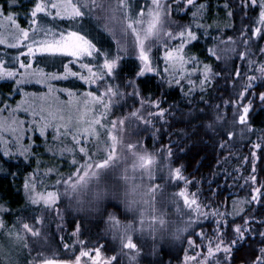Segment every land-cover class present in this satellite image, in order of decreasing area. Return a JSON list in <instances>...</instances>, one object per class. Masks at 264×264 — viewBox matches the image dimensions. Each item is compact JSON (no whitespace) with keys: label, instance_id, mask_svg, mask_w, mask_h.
<instances>
[{"label":"snow or ice","instance_id":"obj_1","mask_svg":"<svg viewBox=\"0 0 264 264\" xmlns=\"http://www.w3.org/2000/svg\"><path fill=\"white\" fill-rule=\"evenodd\" d=\"M186 5H193L194 0H181ZM242 7L253 8L255 6L259 9L258 23L261 27L252 29V36H260L264 33V0H241ZM227 6V5H226ZM204 5H200L202 9ZM175 0L172 4L167 3V0H145L143 5L136 4L134 0H34L32 8L29 9L25 16H30L28 27H21L16 22L15 17L19 14H8L6 19L14 25V34L9 37L15 41L11 46L19 48L23 46L25 51H18L13 59L18 63V68L5 67V61L0 59V78L8 76L13 77L20 75L23 78H29L38 72L42 77L38 82L45 83V77H55L58 79H68L75 77L83 80L90 85H96V91H87L83 95L88 99L84 100V108L80 109L79 105L73 108L57 107L54 109H41V114L32 112L35 118L30 127L38 129L41 135H45L48 128H52L57 137L71 136L73 147L67 148L66 151L73 153L78 152L84 154L86 157L83 164L79 161H72V166L75 171L68 175L67 179H63L64 185L62 191L46 190L43 192L37 191V184L30 182V178L25 180V191L28 194L27 199L31 205H43L45 208L54 206L62 196L71 198L78 209L85 206L98 208L100 202L108 195V188L106 184V176L119 169L121 178L128 183L129 188L125 193L124 210L125 214L132 213L133 219L121 220L115 212H110L107 217V229L112 234L113 240H118L121 250H127L129 264H138V257L141 253L139 245L135 241V237H143L145 234L154 235L160 227L166 226V212L157 207V194L161 192L165 184L175 181L174 187H178L183 182L184 187H180L178 193H173L170 201L176 204V210L180 211V198L183 204L196 213V216H189L184 224V227L177 228L176 235L187 230L191 226L193 219L206 218L214 216L217 218L214 237H206L203 231L200 232V237L205 240L206 252L198 251L195 257L199 258V264H221L217 259L218 255L224 254L223 264H230L233 255V249L242 241L247 239H254L257 235L260 236L261 244H264V231H257L252 228V224L256 222V217H243L242 224L232 225L233 238L225 240L226 227L228 221L225 218L228 214L222 213L218 209L211 208L210 205H202L199 202L198 193H190L188 185L195 181H189L185 177L183 167L172 168L170 163L163 162V158L159 155L160 150L156 152L149 151L140 141L125 142L123 133L125 131L126 123H135L137 127H147L154 125V120L163 119L170 114V108L162 107L163 98L152 99L149 97L147 101L141 95L140 87L135 80L130 79L126 81L133 89L132 98H139L141 107L135 108L133 111L126 113L116 119H110L106 124L103 118L108 116L110 111L120 105L126 95L120 88L119 84L112 83L117 78V74L122 66L124 56L129 52V37H131V47L137 56L140 64L139 71L135 73L136 78L142 77L148 72H157V68L153 66L155 57L153 56V47L163 45L165 51L163 53L165 60V73L169 72L168 65L177 69L181 76L184 74V65L189 62L193 64L199 63V58L194 56H185L183 49L190 41L196 40L197 32L193 31V25L188 24L179 27V31L173 32L171 28H166L165 25L170 17L171 12L179 11ZM3 8L0 7V16H3ZM198 12L193 13V20L196 19ZM231 15V12H229ZM105 23L101 24V19ZM88 20L90 23L94 22L98 29H102L109 35L111 40L115 41V51L111 47L105 48L103 40H97L91 32L85 31L84 21ZM117 23L119 25V33L117 29L110 27V23ZM172 23H176L172 21ZM197 28L202 25L197 24ZM207 34V33H205ZM242 36L247 35V28L241 33ZM91 37V38H90ZM180 40L177 47H172L171 44L165 41ZM264 38V37H261ZM232 41V38H228ZM251 37L244 41L248 45ZM8 40L0 35V44H6ZM216 49L209 47L208 52L216 56ZM225 52L236 54V49H224ZM264 55V49L260 50ZM37 53L46 54L49 57L56 56H70L72 59L62 65L64 71L62 73H45L44 69L32 68L33 61L37 58ZM27 56L30 58L25 64L21 57ZM238 56L246 59L249 65L253 66L256 75L247 76L245 85H242V90L237 94L238 99L234 102L225 101L226 106H234V116L238 117V123L245 127L240 128V134L245 132L252 133L255 131L249 119L251 110L256 101L264 104V91L255 93L251 89L253 82L257 79H264V61L259 62L251 60L250 53L247 48L245 51L239 52ZM85 58H92L94 62L84 63ZM220 59L219 56H216ZM77 64L81 71H74L73 64ZM24 69V71H21ZM197 69H193L196 71ZM205 81L213 75L211 67L204 65ZM86 73V74H85ZM241 72L235 71L234 79L239 78ZM22 81L17 80L19 85ZM169 85H180L181 80L177 79L175 75L167 78ZM190 84L194 83L189 81ZM204 83V82H202ZM103 85V89L100 88ZM51 91V86H50ZM70 97H74L75 93L71 88L63 89ZM99 93V94H98ZM189 95L191 89H189ZM251 94V99H249ZM247 101L244 103V101ZM71 104V101L69 102ZM100 107L97 114L95 107ZM145 107H152L154 112H144ZM207 107V106H206ZM6 110V109H5ZM3 111V110H0ZM203 115H208L204 110H200ZM89 117H91L89 119ZM225 119L224 114L219 110L214 115L215 121H222ZM11 121V123H9ZM83 122V128H74V123ZM17 120L13 117L5 118L0 116V146L3 147L4 155H11V147L9 141L5 136V132L15 133L16 128L13 124H17ZM19 123H27L20 121ZM211 126V125H209ZM74 133V134H73ZM229 139H233L236 133L232 130H227L223 133ZM95 140V152L92 147L85 145V141ZM19 136L13 140L12 146L15 147ZM224 143L221 142V147ZM254 148H264V136L258 138V142L254 143ZM163 152L168 157L172 156V149L170 147H163ZM17 151L28 158L29 149L24 146L17 148ZM63 149L61 150L63 154ZM255 159V153H253ZM247 159V158H245ZM129 161H131L129 163ZM122 166V167H121ZM48 171H52L49 169ZM253 172H255V164L253 165ZM250 181L255 184L257 177L251 175L248 177ZM161 180L164 183H156ZM61 181H57L59 185ZM251 198L246 200L247 204L251 205L256 201H260L264 205V185L252 188ZM237 202L234 201L235 205ZM57 211H59L57 209ZM239 213L245 211L244 208H239ZM12 209L7 208L4 204H0V231L7 229V234L14 238L15 243L26 241L27 234L32 237L40 238L42 236V221L41 216L33 217L34 223L21 222V218L12 224L8 225L3 220L4 214H9ZM234 211L232 215H237ZM260 224H264V218L259 220ZM40 226H37V225ZM17 225L19 229L17 230ZM22 230V231H21ZM77 235H79V225L77 226ZM46 239V238H45ZM63 241V237H61ZM81 245L79 254H74V259H54L38 257L34 264H82V258L91 261L92 264H119L120 253H115L112 256H103L101 245L95 249H85L83 245L85 241H77ZM190 245H194L195 241L189 238ZM26 246V244H25ZM65 249H71L72 245L64 243ZM0 249V253H2ZM94 251V255L92 254ZM256 251L259 255L256 256L252 264H264V247H258ZM103 257V259H102ZM5 259H9L5 257ZM189 259V257H185ZM9 264L12 261L9 259Z\"/></svg>","mask_w":264,"mask_h":264},{"label":"rangeland","instance_id":"obj_2","mask_svg":"<svg viewBox=\"0 0 264 264\" xmlns=\"http://www.w3.org/2000/svg\"><path fill=\"white\" fill-rule=\"evenodd\" d=\"M32 1L34 2V0ZM199 1L200 0H194L193 5H186L185 3L181 2V0H175V4L180 10L171 12L165 27L171 28L173 32H176L179 31L180 26L188 25V9L194 7L195 3ZM134 2L136 4L140 3V5L144 4L142 3V0L141 2L139 0H134ZM229 2L232 5L233 10L231 13L233 16L232 24L229 25L227 28L221 27V29L218 30V35L215 39V44L212 46L217 50L216 56H219L220 59H217L216 56H213L210 53L211 56H213L214 58V66L207 64L211 67L213 73V75H211L208 80H215L214 84L216 85L217 93L212 101L204 102L203 105L200 107L202 110L207 111L208 113H211L208 110L213 109L215 114L217 111V106H219V110L224 114L226 118H228V123L225 122V120H214V123L218 126L213 127L214 125L212 123L211 128L218 130L220 134L224 133L227 129H233L236 134L240 136V128L245 126L240 125L238 123V117L233 115V112L235 110L234 106H226L224 102L232 101L234 104V102L239 98L237 94L242 90V85H245L247 83L246 77L257 74L253 70V66L249 65L246 59L240 58L238 56V53L245 51L247 48L248 52L250 53L249 58L253 61H257L258 66L259 62L264 61V55H262L260 52L261 49H264V38H261L264 37V33H261L260 36H252V29L255 27H261V25L258 23V8H256L255 6H253V8L242 7L241 0H229ZM167 3L172 4L173 0H167ZM3 14V16H0V35H3L4 38L8 40V43L0 44V59H3L5 61V67L18 68L19 65L13 59V57L17 55L18 51H25V49L23 48V46L19 47L18 49L13 48L11 46L15 43V41L9 39V37L14 34L15 29L14 25L6 19V16L8 14L13 13L3 11ZM20 17H22L23 26H21L20 24L19 25L21 27H28V21L30 19V16L20 14ZM172 21H175L176 23H172ZM16 22L18 21L16 20ZM100 23H105L103 18L101 19ZM109 26L115 27L117 29V35H120L119 25L117 23H110ZM84 28L86 33L91 32V35L96 37L98 28L95 26L94 22L90 23L88 20H85ZM245 28H247V35L242 36L241 33L245 31ZM99 30L102 32V34L106 36L105 38L107 39L109 44L108 47H111L114 52L115 41L111 40L109 35L105 33L102 29ZM229 37L232 38V41H229ZM249 37H251L250 42L248 45H245L244 41L246 39H249ZM165 42L171 44V46L174 48L180 44V40L178 38L174 41ZM186 46L187 45H185L183 49V53L187 57L190 56V54L188 53ZM233 47L236 49V54L223 51L224 49H230ZM164 51L165 48L162 44L153 47L152 54L155 57L153 66L157 68V72L145 73L140 78H136L135 76V73L139 71V67H137L136 70L131 74H128L123 71V65L121 66V69L117 74L116 80L112 81V83L119 84L121 90L126 95L124 96L123 100L120 101V105L114 107L110 111L108 116L103 118V122L107 124L110 119H116L117 117L123 116L126 113L133 111L135 108L141 107L139 103V98H132L131 93L133 89L130 85L126 84V81L133 79L140 87L139 79L145 77L146 75H154L158 85V92L152 99L162 97L163 103L161 106L165 109H169L171 106L170 114L163 119L154 120V127L151 125L147 126L146 128L137 127L134 122L126 123L123 137L125 142L140 141L151 152H156L157 150H160L159 155L163 158V162L170 163L172 168H176L181 167V165L174 163V155L172 154L171 157H168L167 154L162 150V146L170 147L173 153V151L177 148V143L179 142L175 131L176 129H173L171 127V124L168 123L167 120L172 115L175 114L174 116H176L181 113L184 117L179 115V118L177 120L179 123L180 121H184L183 119H191L194 112L190 111L189 103L187 105H180L178 102H168L170 91L174 89L176 90V86L178 85H169L167 82V78L172 75H175L177 79L181 80V84L179 85V87L184 90L187 87H185L186 83H184V85L183 82H195L198 77L205 79V72L203 67L201 69V73L195 74L194 71L190 70V73L186 74L185 76L184 74L187 71V66L191 63V61L189 60V62L184 65L185 71L183 76H181L180 73H178L179 71L173 68L170 64L168 65L169 72L165 73L163 71L166 66L163 56ZM157 53L159 55H157ZM121 55L124 56V59L121 63H123L125 59L130 58L136 61L137 66L140 64V61L138 60L131 47V37H129L128 54L125 55L124 53H121ZM42 56H44L43 61L38 63L35 62L36 60L33 61L32 68L28 69L29 72L33 71L34 69L42 68L44 69V72L48 74L62 73L64 71L62 65L65 64V62L68 63V61L72 59L70 56L49 57L46 54L42 55L37 53V57ZM158 56L162 58V69L159 65H157L158 63L156 59ZM47 57L49 60L47 59ZM21 59H23L25 64H27L30 58L25 56L21 57ZM82 62L88 63L94 61L92 58H85ZM73 70L81 71V69L77 64H75V62L73 64ZM236 70H239L241 72V76L239 78L234 79V74ZM21 71H24V69H21ZM41 78L42 77L38 72H36L35 75L29 78L23 79L20 75L13 77L5 76L0 78L1 83L7 81L11 82L13 86L17 88V90H19L17 92V94L19 95H13L11 96L12 98H6L2 101L0 105V110L3 111H0V116H3L5 118L11 116L18 122L17 124L12 125L13 128H16L15 133L5 132V136L9 141V147H11V157H16L18 154H20V152L17 151V148H19L20 146H24L25 139H28L29 141L31 138L33 140L35 134H38L42 138L54 143L55 148H57V150H59L61 153L59 155L63 157V159H65V171H63V174L59 176L53 177L51 179L50 177H48L42 182L44 183V181H54V185L51 190L59 189L62 191L64 187L62 180L67 179L68 175L75 171L72 166L73 159L75 158V160L79 161V164H77V167H79L80 164L84 163L86 157L84 156V154L79 153L78 150L75 155L66 151L67 148L73 147V141L71 140V136L66 137L61 135L57 137L56 132L52 128H48L46 130L45 135H41L38 129L30 127V125L35 120V118L32 116V112H36L38 115H41L46 114V111L45 113H41L42 108L48 110L57 107H71L73 108V110H75V107L77 105H79L80 109L83 110L84 100L88 99L83 94L87 91H96L97 86L94 84L90 85L85 81L79 80L75 77H69L68 79L45 77V83H39L38 81ZM17 80H21L22 82L17 85ZM75 85L76 87L74 88L73 86ZM103 87V85H100L101 89H103ZM65 88L73 89L75 96L70 97L68 93L63 91V89ZM251 91L255 93L264 91V79L255 80L253 82V87ZM141 95L145 98V101H147L148 98L143 95L142 91ZM248 98H252L251 94H249ZM70 101L71 104L69 103ZM246 102L247 101L245 100L244 103ZM260 104L261 103L257 100L254 107ZM191 105V108H193L192 102ZM94 107L98 114L100 111V107L102 106ZM154 111L155 109L152 107L144 108L145 113ZM90 118L91 117H89V119ZM20 121H26L27 123H19ZM230 121L232 123V127L230 125ZM220 122L222 123L221 125ZM9 123H11V121H9ZM225 125L229 126V128H223ZM84 126L85 124L83 122L74 123V128H83ZM16 136H19V140L17 141L16 146L13 147L11 142L16 139ZM244 136H247V138L250 139L248 142L252 140V142H250L252 145V151H250V155H248L249 152L246 155L242 156L239 153L230 152L220 158V163H222V165H225L223 167V170H221L220 174L223 176V180H226L227 178H230L231 180L229 181L230 184L224 185L226 186L227 191L230 190V188H239L241 190H249L252 193L251 190L253 187H260L263 185V183L260 184L258 180L255 184H253V182L250 181L248 177L251 175H255V172H253V165L255 164L256 166V161L258 160L259 154H256V150H254V143H256L257 138L264 136V130H256L252 133L245 132ZM84 143L88 147H92L93 152H95L94 145L96 144V141L94 139L90 141H85ZM0 148L3 149L2 146H0ZM62 149L64 150L63 154L61 152ZM253 153H255V159L253 157ZM130 162L131 161H129V163ZM248 162H250V164H248ZM44 167L46 169L48 168V166ZM47 171L44 172L46 173ZM54 171L56 172L57 169L55 168ZM119 172L120 170L116 169L106 176L105 186L108 188V195H106L105 198L100 202L98 208L85 206L82 209H78L75 206L74 202L71 201L70 197L62 196L61 199L57 201L54 206H48L47 208H45L43 205H41L39 209L35 210L34 212L24 213L20 216L15 217L14 219L8 220V225H12L18 217L21 218V222L26 221L29 224H33L34 215L41 216L43 218L41 228L42 236L40 238H35L32 237L30 234H27L26 241L15 243L14 238L8 236V230L5 229L3 231V234L0 235V249L3 250L2 253H0V264H9V259L12 261V264H34V261H36L38 257L54 259H74L73 253L79 254V251L81 249V245L77 242L80 240L86 242L83 245L85 249H95L96 247H99L101 245H106L105 247H101V252L103 256H112L115 253H120L119 264H129L128 255L126 254L127 250L122 251L119 241L113 240L111 232L106 231L107 217L110 212H115L121 220L133 219L132 213L125 214L124 198L125 193L129 188V185L121 178ZM182 174L187 177L189 181H195L194 183H190L188 185V191L190 193H196L198 189H206V191L209 190V188L201 187L204 181L206 182V184H211L209 179L206 180V177L203 178L204 180H202V178L196 179V177H192L189 174H186L184 169ZM39 179H41V177ZM57 181H61V183L57 185ZM155 182L164 183V181L161 180H157ZM175 183V181H172L169 184H165L164 189L159 192L156 197L157 207L160 208L162 211L166 212V226L160 227L154 235L145 234L143 237H135V241L141 249V253L138 257V264H149L146 262V259H149L147 256L148 254L150 255V258H159L162 249H165L166 251L170 252L171 250H173L174 246L180 244L183 240L184 252L181 258L177 261H172L170 259L165 260V264H199V258L192 259V257H195L198 251L203 250L204 252H206V246H204L205 240L200 237V232L203 231L205 233V236L208 238L214 237L216 235L214 229L216 228L217 218L211 215L206 218L193 219L191 226L188 227L186 231L181 233L179 236L176 235L177 228L184 227L187 218L189 216L195 217L196 213L192 210H189L183 204L182 198H180L179 212L176 210V204L169 202L172 194L178 193L179 188L184 187L183 182H181L178 187L173 186L175 185ZM214 184L217 186L224 187L223 185H220L217 181ZM45 187L46 186L44 183L37 189V191H46L44 190ZM231 191L232 194H237L239 192L238 189H231ZM227 193L228 195H230V192ZM26 195L28 194L26 193ZM203 199L204 201L201 200L202 202L199 199V202L202 205H210L211 208L218 209L222 213H227L228 215L225 218L228 222L229 219L234 216L223 203L217 205L215 195H206ZM57 209L59 211H57ZM2 218L6 222L7 217L3 215ZM260 219L261 218L256 220ZM97 223L99 226L93 228V226H95ZM78 225L79 235L76 234ZM261 225L262 227H264V224ZM37 226L40 225L38 224ZM196 226H198L199 228L195 231L194 235H192L191 232L195 229L194 227ZM17 230H20L19 225H17ZM61 237H63V241H61ZM189 238H191L192 241H195L194 245H190ZM232 238L233 228L227 230L226 227V235L224 236V239L230 240ZM64 243L72 245L71 249H65L63 246ZM92 254H95L94 251ZM186 256L189 257V259L186 260ZM5 257H8L9 259H5ZM217 259H219L221 261V264H223L224 254L218 255ZM254 260L255 259L246 263H232L230 260V264H252ZM82 264H92V262L88 261L86 258H82Z\"/></svg>","mask_w":264,"mask_h":264},{"label":"trees","instance_id":"obj_3","mask_svg":"<svg viewBox=\"0 0 264 264\" xmlns=\"http://www.w3.org/2000/svg\"><path fill=\"white\" fill-rule=\"evenodd\" d=\"M139 1L141 2V0ZM33 3L32 0H0V7H2L5 12L19 14L15 18L19 24L23 26L20 14L24 15L25 13H28V10L32 8ZM142 3H145V0H142ZM200 5H204V7L201 9ZM232 11V5L229 0H200L195 3L194 7L188 9L187 14L189 16V24L193 25L192 30L197 32L198 38L190 41L186 48L190 56L199 58V63L193 64L191 62L188 64L187 71L184 74L185 76L190 73V70L193 71V69H197L194 71L195 74L201 73V69L205 64L214 66V58L208 52V48L215 44L218 30H220L221 27L227 28L232 24L233 16L232 14L229 15V12L232 13ZM194 12H198L195 20H193ZM197 24L202 25V27L197 28ZM96 37L97 40L104 41L105 48L109 46L108 41L105 38L106 36L102 34L99 29ZM157 55L159 54L157 53ZM43 57L44 56L37 57L35 62L38 63L43 61ZM156 60L158 63L157 65H159L160 68L161 66L163 67L162 58L158 56ZM122 65L123 71L128 74L134 72L138 67L136 61L130 58L125 59ZM184 83H186L185 87L188 89L185 88L183 90L178 85L176 86V90L174 89L170 91L168 97V102L170 103L178 102L180 105H187L189 103L190 111L194 112L191 119H183L184 121H180L179 123L177 120L179 115L182 116L181 113L176 116H174V114L167 120V122L171 124V127L176 129L175 131L179 141L176 146L177 148L173 151L175 159L174 163L178 165L180 164L186 174L196 177V179L202 178V180H204L203 178L206 177V180H210L211 184H206L204 181L201 186L209 188L208 191H206V189H198L196 191L200 201H204L203 198H205L206 195H215L217 205L223 203L231 213L234 211L238 213L229 219L227 230L232 228V225L242 224L243 217L246 216L254 215L256 219L264 218V205H261L260 201H256L251 205L247 204L246 200L250 199L252 195L249 190L230 188V190L227 191V188L224 185L230 184L229 181L231 180L230 178L223 180V176L220 174L225 166L220 163V158L230 152L239 153L241 156L246 155L249 152L248 155H250V151H252V145L250 142H252V140L248 142L250 139L247 138V136H244V134L240 136L236 134L233 139H229L223 133L220 134L218 130L211 128L212 123L214 125L213 127L218 126L214 123L215 114L213 109L208 110L211 113L206 111L208 115H203L201 113L200 110L202 109L200 106H202L204 102L212 101L217 93L216 85L214 84L215 80L207 79L205 81L204 78L198 77L192 84H190L189 81L183 82V84ZM139 84L143 95L147 98H153L158 92V85L154 75H146L139 79ZM73 87L75 88L76 85ZM189 89H191L190 95L188 94ZM18 91L19 90H17L11 82H0V105L4 99L12 98L11 96L16 95ZM191 102L193 103V108H191ZM227 119L228 118L225 117L224 120L228 123ZM249 119L255 131L264 130V104L254 107ZM221 124L222 123L220 122V125ZM230 125L232 127L231 121ZM223 128H229V126L225 125ZM31 140L32 139L30 138L29 141L28 139H25L24 141V147L29 149L27 159L21 154H18L16 157H11V155L6 156L3 154V149L0 148V204H4L7 208L12 209L11 213L4 214V216L7 217L6 224L8 220L14 219L24 213L34 212L41 206L31 205L29 203L24 188L26 178H30V182L36 183L37 189L45 183L46 187L44 190H49L53 188L54 181H44V183L42 181L48 177L51 179L59 176L65 171V159L59 155L61 153L55 148L54 143L42 138L38 134H35L33 140ZM221 142L224 143L223 147H221ZM256 142H258V138ZM254 150H256V154H259L255 166V175L257 176L258 182L260 184L263 183L264 185V148H254ZM248 164H250V162H248ZM44 166H48V168L46 169ZM55 168L57 169L56 172L54 171ZM49 169H52V171H47ZM44 171L47 172L45 173ZM40 177L41 179H39ZM216 181L224 187L215 185L214 183H216ZM231 189H238L239 192L237 194H232ZM227 192H230V195H228ZM234 201L237 202L235 205L233 204ZM239 208H244L245 211L239 213ZM97 226H99L98 223L93 226V228ZM251 226L257 231H263L264 229L259 223V220H256ZM194 228L191 232L192 235H194L199 227L196 226ZM3 231H0V235L3 234ZM261 239L262 238L257 235L254 239H247L246 241L237 244L233 249L231 262L246 263L255 259L256 256L259 255L256 249L258 247H264V244H261ZM183 245L184 240L180 244L174 246L173 250L170 252L162 249L159 258H150V255L148 254L147 256L150 261L149 259H146V262L149 264H165V260L168 259L177 261L181 258L184 252Z\"/></svg>","mask_w":264,"mask_h":264}]
</instances>
